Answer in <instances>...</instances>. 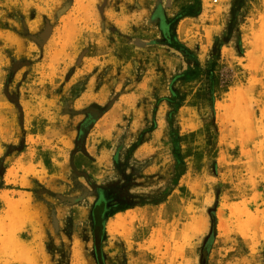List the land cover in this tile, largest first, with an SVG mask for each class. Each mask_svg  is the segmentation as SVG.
I'll list each match as a JSON object with an SVG mask.
<instances>
[{"label":"rangeland","instance_id":"obj_1","mask_svg":"<svg viewBox=\"0 0 264 264\" xmlns=\"http://www.w3.org/2000/svg\"><path fill=\"white\" fill-rule=\"evenodd\" d=\"M99 192L104 264H264V0H0V264H97Z\"/></svg>","mask_w":264,"mask_h":264},{"label":"trees","instance_id":"obj_2","mask_svg":"<svg viewBox=\"0 0 264 264\" xmlns=\"http://www.w3.org/2000/svg\"><path fill=\"white\" fill-rule=\"evenodd\" d=\"M183 14H178L177 17L181 18ZM167 43L171 47H177L180 43L176 39V36L174 35L172 39L167 40ZM190 74V71L184 72V79L188 80ZM181 75V76H183ZM179 77V76H178ZM171 92V97L167 99L169 103L173 104V110L171 113H169V121H172V115L173 113L180 107L181 102L183 100V96L178 95L176 91L173 89L170 90ZM87 126V122H83L80 125L79 128V140L80 137L82 136L83 130ZM171 136V143H172V155L176 163V167H182L183 166V159L182 155L180 153V147H179V137L178 135L174 132L171 131L170 133ZM133 206L130 204H120L116 205L113 208L108 207L107 205V200L106 197L102 194V192L98 193L97 200L93 204L90 212V227H91V234H92V240H93V254L94 257L97 261V264H104V259H103V254L101 251V243L104 239L105 236V222L108 217H111L117 212L127 210L129 208H132ZM210 231L208 235L205 237L202 251H203V257L205 259V255L209 252L210 245L216 235V218H215V213L213 210L210 211Z\"/></svg>","mask_w":264,"mask_h":264},{"label":"bare ground","instance_id":"obj_3","mask_svg":"<svg viewBox=\"0 0 264 264\" xmlns=\"http://www.w3.org/2000/svg\"><path fill=\"white\" fill-rule=\"evenodd\" d=\"M122 224H123V220H122V217L120 216V213H116L114 217L107 222V227L113 230L114 228H117L118 226H121Z\"/></svg>","mask_w":264,"mask_h":264},{"label":"water","instance_id":"obj_4","mask_svg":"<svg viewBox=\"0 0 264 264\" xmlns=\"http://www.w3.org/2000/svg\"><path fill=\"white\" fill-rule=\"evenodd\" d=\"M80 146H81V145L77 143V150L80 148Z\"/></svg>","mask_w":264,"mask_h":264}]
</instances>
